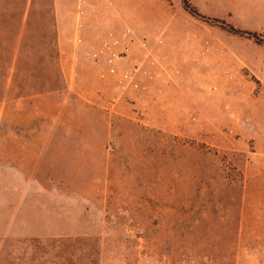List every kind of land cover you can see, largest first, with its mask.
Wrapping results in <instances>:
<instances>
[{"label": "rangeland", "instance_id": "rangeland-1", "mask_svg": "<svg viewBox=\"0 0 264 264\" xmlns=\"http://www.w3.org/2000/svg\"><path fill=\"white\" fill-rule=\"evenodd\" d=\"M255 43L183 0H0V264H264Z\"/></svg>", "mask_w": 264, "mask_h": 264}, {"label": "trees", "instance_id": "trees-1", "mask_svg": "<svg viewBox=\"0 0 264 264\" xmlns=\"http://www.w3.org/2000/svg\"><path fill=\"white\" fill-rule=\"evenodd\" d=\"M184 7L194 16L201 17L205 20H211L215 22L216 24H219L221 27L235 33V34H241V35H246L249 38L254 39L258 43H264V38L261 33L255 32V31H250V30H245L241 28H237L231 23H228L224 19L217 18V17H209L207 15L202 14L196 6H194L190 0H183Z\"/></svg>", "mask_w": 264, "mask_h": 264}, {"label": "crops", "instance_id": "crops-1", "mask_svg": "<svg viewBox=\"0 0 264 264\" xmlns=\"http://www.w3.org/2000/svg\"><path fill=\"white\" fill-rule=\"evenodd\" d=\"M240 1V0H239ZM238 1V4H237V11H238V19H239V16L241 15H246L248 14V9H249V6H244L242 7L241 3ZM253 5H254V18L256 21L258 20V22H254V23H238V25H240L241 27L243 28H246V29H252V30H256L258 32H262L264 33V23H263V20H264V0H251ZM240 3V4H239ZM240 22V20H238ZM256 42V41H255ZM254 47H264V44H261V43H255Z\"/></svg>", "mask_w": 264, "mask_h": 264}]
</instances>
